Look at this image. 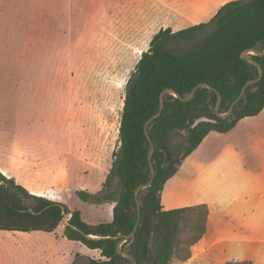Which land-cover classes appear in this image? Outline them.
<instances>
[{
    "label": "trees",
    "instance_id": "1",
    "mask_svg": "<svg viewBox=\"0 0 264 264\" xmlns=\"http://www.w3.org/2000/svg\"><path fill=\"white\" fill-rule=\"evenodd\" d=\"M191 40V44H185ZM249 48L264 49V0H231L221 5L208 22L179 30L159 29L125 84L118 146L112 152L101 189L96 193L76 191L90 203H114L111 220L88 223L79 210L31 193L0 172V230L52 232L67 216L63 235L99 250L101 256L75 254L71 264H132L129 257L116 251V243L134 228V189L150 178V142L143 126L158 111L160 92L170 88L184 97L197 83H207L220 93L219 111L225 113L245 82L258 74L257 67L241 56ZM249 56L261 65L262 77L246 87L225 118L214 112L217 96L212 88H197L187 101L170 92L164 95L161 114L147 127L155 176L138 192L140 219L135 234L120 245L137 264L184 262L206 232V204L165 210L161 191L209 132H228L240 119L255 116L264 108V55ZM218 264L256 263L244 260Z\"/></svg>",
    "mask_w": 264,
    "mask_h": 264
},
{
    "label": "rangeland",
    "instance_id": "2",
    "mask_svg": "<svg viewBox=\"0 0 264 264\" xmlns=\"http://www.w3.org/2000/svg\"><path fill=\"white\" fill-rule=\"evenodd\" d=\"M145 1L133 0L131 12L125 0H0V121L8 139L35 147L39 162L63 165L65 180L47 186V193L88 223L112 217V203L93 205L76 191L97 192L118 146L125 84L158 31L142 25L158 15L146 11ZM116 17L133 28L120 21L108 27ZM77 131L100 135L101 168L76 156ZM214 135L200 148H222L227 137ZM75 254L99 256L67 239L62 224L52 232L0 230V264H70Z\"/></svg>",
    "mask_w": 264,
    "mask_h": 264
},
{
    "label": "crops",
    "instance_id": "3",
    "mask_svg": "<svg viewBox=\"0 0 264 264\" xmlns=\"http://www.w3.org/2000/svg\"><path fill=\"white\" fill-rule=\"evenodd\" d=\"M228 1L231 0H148L149 8L146 11L154 10L158 15L152 21V18H143L142 25L158 30L187 28L208 22L220 6ZM143 3L146 6L145 0ZM124 5L133 11V0H125ZM119 21L133 28L131 22L126 19L122 22L118 17L108 27L112 28ZM250 117L253 120L243 126L245 129L238 126L246 117L228 132H209L182 161L177 172L164 183L160 197L163 209L202 203L208 207L206 232L192 247V256L179 264H218L244 260L264 264V108ZM3 124L2 119L0 172L13 177L31 193L53 198L49 197L46 187L65 180L63 165L39 162L42 156L37 154L35 147L31 150L28 146H22L21 141L18 142L14 136L8 139L10 134L5 132ZM213 133L227 137L224 140L219 135L212 137L213 140H223L225 145L218 149L200 148ZM76 136V156L82 162L93 163L101 168L100 135L95 137L93 134L86 138L83 131H77ZM70 137V141H74L73 136ZM16 147L15 153L13 150ZM105 172L107 174L108 169ZM170 183L172 185L167 189ZM100 257L99 253L96 258Z\"/></svg>",
    "mask_w": 264,
    "mask_h": 264
},
{
    "label": "water",
    "instance_id": "4",
    "mask_svg": "<svg viewBox=\"0 0 264 264\" xmlns=\"http://www.w3.org/2000/svg\"><path fill=\"white\" fill-rule=\"evenodd\" d=\"M249 53H254V54H257V55H264V49L263 50H258V49H255V48H249V49H245L241 52V56L243 59H245L246 61H248L249 63L255 65L258 69V74L255 78H252V79H249L245 82V84L242 86L239 94L236 96V98L231 102V104L229 105V108L228 110L225 112V113H221L219 111V106H220V103H221V95L220 93L212 88L209 84L207 83H197L195 86H193V88L191 89L190 93L187 95V96H180L177 92H175L174 90L170 89V88H165L163 89L161 92H160V95H159V108H158V111L155 112L153 115H151L144 123V132H145V135L146 137L148 138L149 142H150V149L148 151V163H149V167H150V178L147 182L145 183H142V184H139L138 186H136V188L134 189V198H135V203H136V210H137V215H136V221H135V225H134V228L133 230L128 234V235H125L123 236L117 243H116V251L121 254V255H124V256H127L129 257L131 260H132V264H137L136 262V259L134 257H132L129 253H127L126 251H123L121 250L120 248V245L122 242L128 240L129 238H131L134 234H135V231L137 229V226H138V223H139V219H140V203H139V200H138V192L142 189V188H145L147 186H149L155 176V169L152 165V162H151V155H152V151H153V144H152V141L148 135V131H147V127L149 125V123L154 120L155 118H157L163 108H164V95L168 92L170 93H173L174 96H176L177 98H179L180 100L182 101H187V100H190L194 94H195V91L197 88L199 87H208V88H212L215 93H216V96H217V100H216V104H215V108H214V112L215 114L220 117V118H225L227 117L228 115L231 114L232 110H233V107L234 105L238 102V100L242 97V95L244 94V91L246 89L247 86L251 85V84H254L256 82H258L261 77H262V67L261 65L256 62L254 59H252L250 56H249Z\"/></svg>",
    "mask_w": 264,
    "mask_h": 264
}]
</instances>
